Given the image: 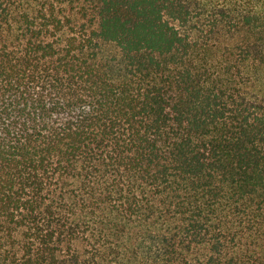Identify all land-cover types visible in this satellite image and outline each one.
I'll return each instance as SVG.
<instances>
[{
  "label": "trees",
  "instance_id": "obj_1",
  "mask_svg": "<svg viewBox=\"0 0 264 264\" xmlns=\"http://www.w3.org/2000/svg\"><path fill=\"white\" fill-rule=\"evenodd\" d=\"M0 264H264V0H0Z\"/></svg>",
  "mask_w": 264,
  "mask_h": 264
}]
</instances>
